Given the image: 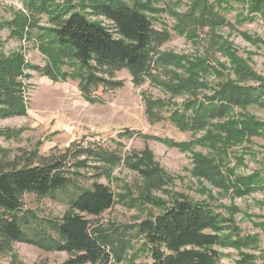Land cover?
I'll list each match as a JSON object with an SVG mask.
<instances>
[{"label": "trees", "instance_id": "1", "mask_svg": "<svg viewBox=\"0 0 264 264\" xmlns=\"http://www.w3.org/2000/svg\"><path fill=\"white\" fill-rule=\"evenodd\" d=\"M21 1L25 10L16 11L0 26L11 38L33 41L45 64H31L21 51L0 55V119L26 114L29 70L52 80H77L84 98L96 103L104 101L100 91L124 86L117 72L127 70L139 85L156 80L154 71L161 68L175 82V94L191 93L183 107L173 112L174 123L193 132L209 129L197 143L209 142L226 155L233 145L264 132V123L252 116L228 118L236 107L264 108V78L234 56L229 42L223 40L218 48L230 58L228 70L235 79H221L197 97V91L207 87L201 76L214 68L202 57L190 59L161 50L170 32L157 29L151 17L160 12L153 5L160 0ZM231 1L243 4L246 18L264 20V0H191L181 20L186 26L217 28L226 20L216 8ZM171 66L186 67L189 77ZM165 105L161 99L149 100L147 110ZM13 134L0 131L7 137ZM132 135L128 129L120 136ZM172 144L182 150L192 146V142ZM4 152L0 149V253L12 252L13 244L22 242L68 255L62 261L35 264H137L141 258L152 264H220L227 255L223 249L229 247L239 251L240 264L256 259L244 250L256 248L259 238L243 234L232 213L224 215L173 190L174 179L154 161L149 149L124 154L99 141L73 142L63 152L48 156L34 150L23 164L12 163ZM193 164L195 176L222 191L243 196L264 188V171L238 175L222 158L196 152ZM120 165L136 172L140 182L124 183L115 192L101 179L113 181L114 168ZM26 194L61 202L66 210L58 217L42 216L26 207ZM116 203L144 216L131 224L99 223L96 218ZM13 264L23 263L13 255Z\"/></svg>", "mask_w": 264, "mask_h": 264}, {"label": "rangeland", "instance_id": "2", "mask_svg": "<svg viewBox=\"0 0 264 264\" xmlns=\"http://www.w3.org/2000/svg\"><path fill=\"white\" fill-rule=\"evenodd\" d=\"M153 5L160 9L151 16L154 26L170 32V39L161 50L190 59L202 57L214 68L201 76L200 80L205 81L207 87L198 90L197 97L207 93L209 85L221 79H235L228 70L230 58L218 48L217 43L223 40L229 42L234 56L264 78V20L258 16L246 18L247 11L242 3L231 1L227 7L216 8L226 20L217 28L208 24L186 26L182 22L191 0H160ZM18 10H25L21 0H0V24L3 20L12 19ZM9 34L0 26V55L21 51L31 64H45L44 56L33 41H21ZM170 68L183 77H189L186 67ZM28 72L26 114L0 119V131L14 133L11 137L0 135V149L5 151L9 161L23 164L34 150L43 156L57 154L73 142L99 141L124 154L149 149L154 161L174 179L173 190L184 193L193 201L208 203L224 215L232 213L243 234L256 235L259 238L257 247L244 251L256 255L249 264H264V188L239 196L231 191H222L193 173L195 152L222 158L223 163L238 175L264 171V132L233 145L226 155L214 149L209 142L197 143L196 140L206 136L209 129L193 132L182 130L174 123L171 118L173 112L183 107L191 93L175 94V82L161 68L154 71L156 80L146 79L139 85L133 82L127 70L117 72L116 76L124 81V86L108 92L100 91L104 101L96 103L84 98L77 80H52L36 70ZM165 83L172 85L167 87ZM155 99L165 101V107H156L148 112L147 102ZM247 115L264 123V108L257 105L236 107L228 118ZM128 129L133 133L131 137L120 136ZM117 141L122 146H118ZM173 142H192V146L182 150ZM113 176L111 182L105 178L101 181L115 192L120 191L119 186L124 183L137 185L140 182L137 173L125 165L115 167ZM157 195L164 196L162 193ZM24 203L42 216L58 217L66 210V205L61 202L31 194L24 196ZM143 216L139 211L116 203L96 219L105 225L109 222L131 224ZM223 250L227 255L220 264H240L237 249L229 247ZM13 255H17L23 264H35L40 260L54 263L68 256L65 252L43 251L28 243L15 242L12 252L0 253V264H13ZM137 264H152V261L141 258Z\"/></svg>", "mask_w": 264, "mask_h": 264}]
</instances>
